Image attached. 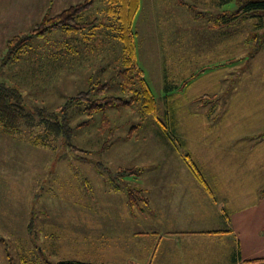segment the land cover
Instances as JSON below:
<instances>
[{"label": "rangeland", "instance_id": "obj_1", "mask_svg": "<svg viewBox=\"0 0 264 264\" xmlns=\"http://www.w3.org/2000/svg\"><path fill=\"white\" fill-rule=\"evenodd\" d=\"M0 2V83L19 88L28 111H55L99 84L106 90L93 91L86 107L108 97L130 101L116 77L121 44L103 0L80 18L106 27L99 25L93 37L88 31H57L33 40L19 61L7 64L2 63L6 41L32 30L41 19L40 3ZM237 5L235 0H141L133 24L136 59L156 114H143L138 101L93 111L72 105L70 146L88 154L71 151L62 139L52 151L0 130V264H135L129 252L118 259V241L149 231L154 187L160 190L157 172L185 168L181 153L205 165L200 166L210 187L219 178L209 169L218 168L232 177L235 194H249L255 186L264 191V146L252 152L247 145L264 139V11L230 21ZM194 74L189 87L179 91ZM131 168L141 172L115 178L120 169ZM126 188L141 190L136 204L143 198L151 203L130 210Z\"/></svg>", "mask_w": 264, "mask_h": 264}, {"label": "crops", "instance_id": "obj_2", "mask_svg": "<svg viewBox=\"0 0 264 264\" xmlns=\"http://www.w3.org/2000/svg\"><path fill=\"white\" fill-rule=\"evenodd\" d=\"M37 1L42 18L48 9L56 15L83 0ZM139 9L140 4L134 20ZM151 13L156 14L154 10ZM247 145L250 151H257L264 146V139ZM257 156L261 153L256 152ZM209 170L213 178H219L212 180V196L186 166L158 171L155 184L160 190L154 187L157 195L149 231L133 230L123 236L118 241V259L120 253L129 252L135 264H264V191L255 186L249 194H235L232 177L225 178L227 174L218 168ZM208 175L212 178V172ZM146 200L133 208L127 202V206L130 210L147 207L151 199Z\"/></svg>", "mask_w": 264, "mask_h": 264}, {"label": "trees", "instance_id": "obj_3", "mask_svg": "<svg viewBox=\"0 0 264 264\" xmlns=\"http://www.w3.org/2000/svg\"><path fill=\"white\" fill-rule=\"evenodd\" d=\"M96 0H83L81 3L73 5L56 15H52L49 9L43 17L37 22L28 34H17L6 41V54L2 60L3 64L14 63L19 61L20 56L25 49L35 39H42L48 34L61 31L64 34H82L85 31L90 32L91 37L94 31L99 28H106L101 21L92 20L89 23L80 22L81 15L91 9ZM106 4V17L111 20L112 28L116 32V39L121 44L122 58L121 66L118 68L116 77L119 86L126 92L130 93L131 99L126 102L121 98H104L102 100H94L86 107V102L90 100L93 91H105L107 85L99 84L89 88L86 92H80L74 97L69 98L66 103L55 111H48L45 108H33L28 111L25 107L23 96L16 86L0 83V130L9 137L22 135L23 139L30 145L55 151L57 143L60 139L64 144H69L72 136V128L70 120L67 117L69 107L72 105L85 106L84 110L93 111V109H102L107 106L131 105V101L141 106L143 114L155 115L157 104L153 93L148 86L144 71L139 66L136 59V40L133 30V20L138 11L140 0H103ZM229 1V0H227ZM238 8L231 14L232 19H245L253 16V12L264 11V0H235ZM98 22V23H97ZM103 26V27H102ZM203 71H200L202 73ZM197 75L194 74L181 83L178 88L185 89L189 87L191 81ZM177 90V89H176ZM202 101L204 96L200 98ZM102 101V102H101ZM99 102V103H97ZM173 123V121H172ZM174 127V126H173ZM165 135L170 137L168 127H162ZM175 142V141H174ZM174 144V143H173ZM176 149L182 148V143L177 140L175 142ZM71 151L88 154L89 152L80 150L74 146H70ZM101 152V151H100ZM185 166L193 174L196 181L212 196V190L209 183L205 180L201 166L194 157L188 153H181ZM96 168L104 170L105 167L100 163L95 164ZM141 172L139 168L120 169L115 178L129 177L137 175ZM113 178V179H115ZM112 179V181H113ZM116 187V185H115ZM141 190L135 188H126L127 200L130 208L137 205L139 201V193ZM146 203V198H143ZM8 257V255H7ZM9 263L11 261L9 260ZM45 264H83L75 261H60L58 263L46 262Z\"/></svg>", "mask_w": 264, "mask_h": 264}]
</instances>
